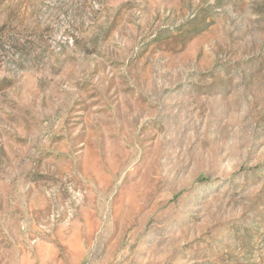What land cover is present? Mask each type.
<instances>
[{"label":"rangeland","instance_id":"1","mask_svg":"<svg viewBox=\"0 0 264 264\" xmlns=\"http://www.w3.org/2000/svg\"><path fill=\"white\" fill-rule=\"evenodd\" d=\"M0 264H264V0H0Z\"/></svg>","mask_w":264,"mask_h":264}]
</instances>
